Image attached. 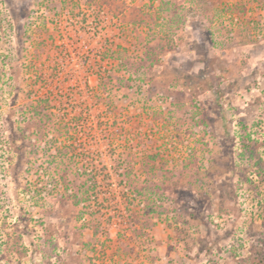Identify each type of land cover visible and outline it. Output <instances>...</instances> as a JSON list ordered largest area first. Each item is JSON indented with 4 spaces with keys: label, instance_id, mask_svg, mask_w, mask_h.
<instances>
[{
    "label": "rangeland",
    "instance_id": "1",
    "mask_svg": "<svg viewBox=\"0 0 264 264\" xmlns=\"http://www.w3.org/2000/svg\"><path fill=\"white\" fill-rule=\"evenodd\" d=\"M43 90L89 110L100 175L48 148ZM258 157L264 0H0V264H264Z\"/></svg>",
    "mask_w": 264,
    "mask_h": 264
},
{
    "label": "trees",
    "instance_id": "2",
    "mask_svg": "<svg viewBox=\"0 0 264 264\" xmlns=\"http://www.w3.org/2000/svg\"><path fill=\"white\" fill-rule=\"evenodd\" d=\"M46 79V82H45ZM42 82V84H52L53 83V79L49 78L48 76L45 78L44 77H39L35 80L36 83L38 82ZM46 93H52V90H43V92H39L40 94L36 96V103L37 106L40 107L41 105V110L45 107L48 108L50 107L51 109L53 108H57L59 109V111H61V115L59 114L58 118H54L56 117L55 112L53 111H49L47 114L45 113V116L47 117L49 122H52L54 125V131L55 136L50 140V143L48 145V148L50 149H55L57 150V152L61 155H68L69 153H71V155H77L78 159L79 156L84 159V161H88L86 160V158L89 159V161L87 164L84 165V167H87L86 165H90L91 168H89V171H93V175H96L95 173H97V175H100V172L96 163V159L95 157L92 155L91 157L88 156V153L91 152L89 151L88 146H85V143L87 142L85 140V136H90V139L88 141L91 140V138L96 139V135L91 133L93 130V125L89 122L91 115L89 114V110L85 111V108H81L79 110H77V107H81V103L76 104V102L73 100V98H70L69 95H65L64 92H61V90H59V92L56 93H52L50 94L51 96H43ZM43 103V104H42ZM46 103V104H44ZM43 105V108H42ZM53 116V117H52ZM72 130H74L77 135H81V140H79L78 144L75 140H70V143H68L69 141H64L61 142L59 145L55 144L56 141H58L56 135H61L64 138L71 137L70 133L72 132ZM243 132H241V136H240V140H241V151L239 152V156H248L249 158L253 157V155L255 154V148L254 146H252V142H253V138L252 135L249 131H247L244 127H242ZM16 137H19L15 132H11V136H10V141L13 144L14 150L16 151L17 155L19 158L22 157V151H23V147H24V143H17ZM20 139V138H19ZM254 141H257L254 140ZM76 143V144H75ZM103 162V160H102ZM96 163V164H95ZM104 163V162H103ZM101 167L102 169L105 168V164L102 165ZM253 164H255V169H256V175L262 179L264 178V161L261 157L256 158V160H254ZM113 169H116V166L113 167ZM88 168H85L84 171L87 172ZM101 171V170H100ZM109 181L107 183H110L109 180V173H104L103 174V178H101L100 182L103 181ZM99 181L96 179L93 180L90 183V188H92L93 190L95 188H97ZM264 243V241H262ZM14 245V243H13ZM16 249V247H14ZM251 249H253V251L256 249V246L252 245L250 246ZM264 252H259V255H263V259H264V254H262Z\"/></svg>",
    "mask_w": 264,
    "mask_h": 264
}]
</instances>
